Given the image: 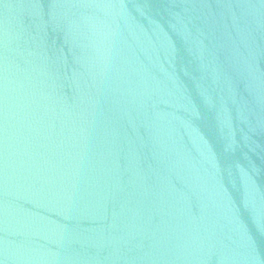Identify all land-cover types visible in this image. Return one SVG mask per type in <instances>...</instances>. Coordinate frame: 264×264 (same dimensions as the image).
Instances as JSON below:
<instances>
[{
	"label": "water",
	"instance_id": "water-1",
	"mask_svg": "<svg viewBox=\"0 0 264 264\" xmlns=\"http://www.w3.org/2000/svg\"><path fill=\"white\" fill-rule=\"evenodd\" d=\"M0 264H264V0H0Z\"/></svg>",
	"mask_w": 264,
	"mask_h": 264
}]
</instances>
